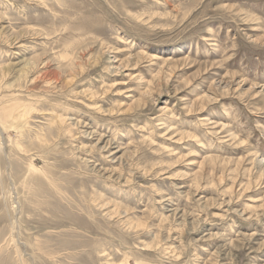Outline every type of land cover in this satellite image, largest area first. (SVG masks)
I'll return each instance as SVG.
<instances>
[{"label":"rangeland","instance_id":"rangeland-1","mask_svg":"<svg viewBox=\"0 0 264 264\" xmlns=\"http://www.w3.org/2000/svg\"><path fill=\"white\" fill-rule=\"evenodd\" d=\"M263 161L264 0H0V264H264Z\"/></svg>","mask_w":264,"mask_h":264},{"label":"bare ground","instance_id":"bare-ground-1","mask_svg":"<svg viewBox=\"0 0 264 264\" xmlns=\"http://www.w3.org/2000/svg\"><path fill=\"white\" fill-rule=\"evenodd\" d=\"M15 110H17L16 108H11V110H8V109H5L4 110V113H3V116L1 117V120H6L10 117L13 116ZM264 162V161H263ZM261 167L264 169V163H260ZM259 167V166H258Z\"/></svg>","mask_w":264,"mask_h":264}]
</instances>
